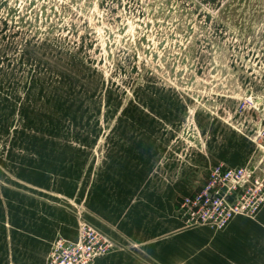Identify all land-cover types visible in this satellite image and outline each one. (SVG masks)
I'll list each match as a JSON object with an SVG mask.
<instances>
[{
	"label": "rangeland",
	"instance_id": "obj_1",
	"mask_svg": "<svg viewBox=\"0 0 264 264\" xmlns=\"http://www.w3.org/2000/svg\"><path fill=\"white\" fill-rule=\"evenodd\" d=\"M216 165L264 177V0H0V264H36L37 234L82 223L113 242L104 255L264 264V205L229 227L182 223L213 234L155 258L105 230L166 208L147 186L189 195Z\"/></svg>",
	"mask_w": 264,
	"mask_h": 264
},
{
	"label": "built area",
	"instance_id": "obj_2",
	"mask_svg": "<svg viewBox=\"0 0 264 264\" xmlns=\"http://www.w3.org/2000/svg\"><path fill=\"white\" fill-rule=\"evenodd\" d=\"M264 205V177L250 167L210 169L207 180L193 193L177 200V211L185 225L224 228L236 216H254ZM113 242L89 223H82L78 236L55 239L46 264H94L108 253Z\"/></svg>",
	"mask_w": 264,
	"mask_h": 264
},
{
	"label": "crops",
	"instance_id": "obj_3",
	"mask_svg": "<svg viewBox=\"0 0 264 264\" xmlns=\"http://www.w3.org/2000/svg\"><path fill=\"white\" fill-rule=\"evenodd\" d=\"M234 167V166H231ZM203 171V170H202ZM202 171L197 175L198 178L201 177V182L196 187L199 189L202 184L207 180L209 176V171L206 173H202ZM204 174V175H203ZM206 179V180H205ZM196 189V190H197ZM193 192V190H192ZM190 192V193H192ZM189 193V192H188ZM187 192L179 193L175 188H173L170 185L167 186H147L145 194H147L149 197L147 199H143V202L148 203H159L160 198L157 196H169L167 201L165 202L166 208L159 209L156 208L155 210H151V206L148 207H140L137 208L139 210H131L129 209L128 214L124 218H128V220H123V218H119V215L112 216L111 218L105 219V225H112L111 227H116L118 232L117 234L114 233L113 230H110L108 227V232H111L115 234L116 236L120 237L125 236L127 239H129V242L141 244L142 249L145 252V255L155 258L156 252L158 251H166V252H172L177 247V245H180L185 251L188 249V242H190L192 239L196 238L193 236L195 233H201L204 236L209 234H213L211 230L209 229H199L194 231H183L180 232V228L182 226V222L179 218L178 211H177V197L176 195H188ZM184 195V196H185ZM133 208V207H132ZM153 217V218H152ZM235 219V218H234ZM233 219V220H234ZM232 220V221H233ZM232 223L230 222L228 224V227ZM231 228L223 233H221V236H227L229 235V231ZM79 231H77V226L73 225V231L70 235L64 233H57V234H44L43 236H40L37 234V237L39 238H48L49 244L48 245H42L43 252L38 256L39 258L34 259V262L36 264H45L44 256L48 254L51 246L50 243L53 240V238H56L57 236H61L63 238H67L70 240H75L78 236ZM169 235L171 236L170 239L167 240V242L158 241L156 242V238H161L163 236ZM55 236V237H53ZM122 238V237H121ZM146 256L144 254L140 255L137 252H133L132 250H126V249H117L113 252L98 257L95 259L94 264H149V262L146 261ZM46 259L47 256H46ZM174 260L172 259L169 263L164 262V264H172ZM14 264H26L27 259L26 258H20L17 261H13Z\"/></svg>",
	"mask_w": 264,
	"mask_h": 264
}]
</instances>
